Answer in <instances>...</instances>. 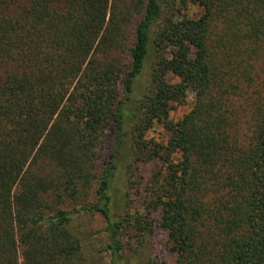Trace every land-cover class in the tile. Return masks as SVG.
<instances>
[{"label":"trees","instance_id":"1","mask_svg":"<svg viewBox=\"0 0 264 264\" xmlns=\"http://www.w3.org/2000/svg\"><path fill=\"white\" fill-rule=\"evenodd\" d=\"M152 160L145 212L115 216ZM96 215L108 264L155 224L163 264H264V0H0V264H91Z\"/></svg>","mask_w":264,"mask_h":264},{"label":"rangeland","instance_id":"2","mask_svg":"<svg viewBox=\"0 0 264 264\" xmlns=\"http://www.w3.org/2000/svg\"><path fill=\"white\" fill-rule=\"evenodd\" d=\"M190 15L199 13L198 8L192 7L189 10ZM153 59L150 56L147 60V65L141 78V85L147 83L151 75ZM193 96H189L186 103L177 107L176 110L170 112L171 120H179L187 114L193 106ZM169 138L168 132L162 125L156 124L147 133L148 140H154L159 143H166ZM139 171L137 172L136 182L137 189L130 190L127 180L120 178L114 189V215H123L127 211L131 216L137 217L143 214L148 197V189L150 181L156 172L161 170L160 163L156 160L137 164ZM125 171V167H124ZM138 179V180H137ZM129 194V196H128ZM83 237L88 245V260L91 264H108L110 261L109 253L102 252L101 249L108 245V236L104 232L105 223L103 218L96 215L94 217H86L82 220ZM129 247L127 254L130 258L129 264H155L171 263L175 259V255L170 253L167 248L166 232L155 224L150 230L139 231L137 226L127 229Z\"/></svg>","mask_w":264,"mask_h":264}]
</instances>
